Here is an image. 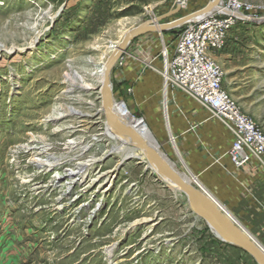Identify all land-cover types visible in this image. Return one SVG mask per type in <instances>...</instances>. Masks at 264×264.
Here are the masks:
<instances>
[{
    "label": "rangeland",
    "instance_id": "obj_1",
    "mask_svg": "<svg viewBox=\"0 0 264 264\" xmlns=\"http://www.w3.org/2000/svg\"><path fill=\"white\" fill-rule=\"evenodd\" d=\"M243 1L258 22L235 26L212 57L223 88L264 131V0ZM130 2L137 12L119 17ZM166 3L0 0L2 255L20 264H220L186 198L146 169L141 152L128 155L130 146L106 134L101 111L102 66L113 47ZM113 97L134 124L133 106Z\"/></svg>",
    "mask_w": 264,
    "mask_h": 264
},
{
    "label": "crops",
    "instance_id": "obj_2",
    "mask_svg": "<svg viewBox=\"0 0 264 264\" xmlns=\"http://www.w3.org/2000/svg\"><path fill=\"white\" fill-rule=\"evenodd\" d=\"M211 1L187 0L184 9L170 16L176 7L168 0L149 20L169 15L158 24L168 23L205 8ZM177 33L175 28L135 38L121 57L120 66L113 70L115 94L125 96L126 104L133 106L130 114L143 119L166 153L172 159L177 156L183 170L264 248V170L255 159L236 168L229 155L232 132L192 98L164 88L161 50L166 47L167 55L173 54ZM147 53L146 60L151 62H142L140 56ZM157 56L159 61L154 59ZM209 247L220 264H256L246 253L214 236ZM1 253L0 264H20L14 254Z\"/></svg>",
    "mask_w": 264,
    "mask_h": 264
},
{
    "label": "built area",
    "instance_id": "obj_3",
    "mask_svg": "<svg viewBox=\"0 0 264 264\" xmlns=\"http://www.w3.org/2000/svg\"><path fill=\"white\" fill-rule=\"evenodd\" d=\"M171 1L180 9L187 5V0ZM253 10L243 0H222L213 11L179 26L173 54L169 57L166 49L161 54V76L165 90H176L192 98L232 132L229 155L236 168L255 159L264 170V131L223 88L224 72L212 57L225 49L231 30L238 22H246L244 17L251 16ZM120 62L121 59L114 70ZM129 92L130 89L126 94Z\"/></svg>",
    "mask_w": 264,
    "mask_h": 264
},
{
    "label": "water",
    "instance_id": "obj_4",
    "mask_svg": "<svg viewBox=\"0 0 264 264\" xmlns=\"http://www.w3.org/2000/svg\"><path fill=\"white\" fill-rule=\"evenodd\" d=\"M222 0H212L205 8L176 18L168 23L158 24L168 16H160L147 20L144 23L128 30L121 42L114 48L113 52L106 60V71L104 81L99 87V98L101 111L105 119V127L113 131L117 136L128 139L130 145L140 151L147 163L146 169H151L157 177L164 182L175 185L179 192L186 198L187 205L191 213L200 221L204 222L211 234L221 243L236 247L246 253L256 264H264V248L214 199L210 194L201 192L200 186L190 184L189 181L177 172L172 162L140 132L145 126L141 118L132 116L135 123L130 125L124 120V117L114 112L115 104L126 108L124 102H117L113 97L112 73L115 65L119 62L123 54L127 53L129 44L137 37L149 32H163L168 29H175L193 19L194 17L213 11L219 6ZM180 8L176 7L171 15L179 13ZM246 22L256 23V19L251 16H245ZM153 25H158L154 27ZM149 131V130H148ZM150 132V131H149ZM151 134V133H150ZM150 166V167H149ZM149 167V168H148ZM219 204L221 207H219Z\"/></svg>",
    "mask_w": 264,
    "mask_h": 264
},
{
    "label": "bare ground",
    "instance_id": "obj_5",
    "mask_svg": "<svg viewBox=\"0 0 264 264\" xmlns=\"http://www.w3.org/2000/svg\"><path fill=\"white\" fill-rule=\"evenodd\" d=\"M121 42V41H120ZM119 42V43H120ZM118 43V44H119ZM118 44L117 45H115L114 47H117L118 46ZM143 50V49H142ZM103 68H102V82L104 81V77H105V71H106V62L103 64V66H102ZM101 74V73H100ZM115 106V108H114V112L118 115H121V116H123L124 117V120L125 121H127L130 125H132L133 126V123H130L127 119H126V116L127 115H123V113L121 112V110L122 109H125L123 106H120L119 107V105H114ZM117 108V109H116ZM130 120V119H129ZM106 134L108 135V136H112V137H114L115 138V140L119 143V145L120 146H130L131 147V149H130V154H128V155H132L133 154V151L134 150H136L132 145H130V143H129V141H128V139H126V138H124V137H120V136H117L113 131H111V130H109L108 128H106ZM142 134H143V136H145L148 140H150L154 145L156 144L155 143V139L154 138H152L153 136H151L150 135V133H149V131H148V128L146 127V126H143L142 128H141V131H140ZM134 149V150H133ZM140 152V151H139ZM142 154V153H141ZM142 156L144 157V155L142 154ZM35 164L37 165V166H39V167H42V166H45V162H43V161H40V160H36L35 161ZM172 166H173V168L177 171V172H179L184 178H185V180H187V181H189L190 182V184H195L196 186H200L199 184H198V182L195 180V178H193V177H191V176H187V175H185V174H183L181 171H180V169L178 170V166H177V164H174L173 162H172ZM46 167H50V166H47L46 165ZM150 167V166H149ZM182 168V167H181ZM189 174V173H188ZM167 183V182H166ZM167 184H169L170 186H172L176 191H178L179 192V190H178V188L175 186V185H173V184H171V183H167ZM200 190H201V192L202 193H204V194H209L208 192H206L201 186H200ZM209 196V195H208ZM210 197L211 198H213L211 195H210ZM219 207H221L219 204H217ZM222 208V207H221ZM109 253L111 252V250H109L108 251Z\"/></svg>",
    "mask_w": 264,
    "mask_h": 264
},
{
    "label": "trees",
    "instance_id": "obj_6",
    "mask_svg": "<svg viewBox=\"0 0 264 264\" xmlns=\"http://www.w3.org/2000/svg\"><path fill=\"white\" fill-rule=\"evenodd\" d=\"M109 1H111V0H109ZM128 5H127V7H128V9L127 10H122L119 14H118V16L119 17H122V16H127V15H133L134 13H136L137 12V7H135L134 5H133V3L132 2H130V3H127ZM76 8H74V9H72V11H74ZM107 16V11H105V12H103V13H100L99 15H97V25H99V26H101V25H103L104 24V22H105V17ZM93 23H91L90 22V24L89 25H92ZM239 24H243V22H238V24L237 25H239ZM113 91H114V93H115V91H116V85L114 84V87H113ZM119 95H121V94H119Z\"/></svg>",
    "mask_w": 264,
    "mask_h": 264
}]
</instances>
